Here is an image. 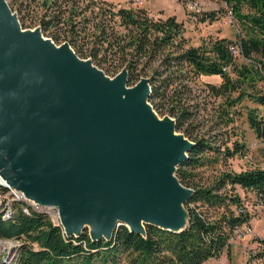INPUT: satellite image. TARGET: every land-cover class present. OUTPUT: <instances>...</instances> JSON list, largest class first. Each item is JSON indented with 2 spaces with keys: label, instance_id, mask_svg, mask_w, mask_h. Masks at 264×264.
<instances>
[{
  "label": "trees",
  "instance_id": "trees-1",
  "mask_svg": "<svg viewBox=\"0 0 264 264\" xmlns=\"http://www.w3.org/2000/svg\"><path fill=\"white\" fill-rule=\"evenodd\" d=\"M37 1L20 0L12 7L23 26L39 25L41 32L55 42L66 40L78 55L89 57L112 76L124 67L129 85L141 76L147 77V100L152 108L173 117L175 130L191 142L175 175L192 192L184 203L188 219L183 228L173 230L145 223V232L141 233L118 224L109 238H92L86 226L77 235L66 234L49 212L14 199L11 216L4 218L0 210V238L20 242L6 261L0 259V264H203L220 257L230 246L235 228L252 217L245 191L253 196L254 205L264 202V163L238 171L226 169L229 159L250 154L243 133L232 125V117L239 111L230 109L235 101L231 98L233 91H237V99L246 96L262 105L249 107L246 119L255 133L264 137V0H223L243 34L235 38L217 36L197 45L188 43L184 24L175 15L153 19L139 4L114 9L115 3L107 0H41L38 4L42 12L38 14L33 6ZM86 9L105 17L117 15L119 24L129 30L112 35L101 18L90 31L89 18L83 13ZM191 12L200 20H212L218 11L200 7ZM231 46L238 47L237 52ZM237 54L243 62L236 61ZM202 74L221 77L219 83H204L210 94L227 99L216 119L225 127L231 124L222 132L205 135L192 129L189 81ZM175 81L180 88L171 90ZM218 164L225 168L212 179L203 180L198 169ZM0 191H5L2 184ZM24 205L29 212L22 209ZM255 256L263 259L264 248Z\"/></svg>",
  "mask_w": 264,
  "mask_h": 264
},
{
  "label": "water",
  "instance_id": "water-1",
  "mask_svg": "<svg viewBox=\"0 0 264 264\" xmlns=\"http://www.w3.org/2000/svg\"><path fill=\"white\" fill-rule=\"evenodd\" d=\"M20 26L0 0V176L43 205L57 207L66 234L88 224L109 238L118 224L178 230L192 189L175 170L191 142L174 118L157 119L149 83L127 85L78 57L64 40Z\"/></svg>",
  "mask_w": 264,
  "mask_h": 264
},
{
  "label": "rangeland",
  "instance_id": "rangeland-1",
  "mask_svg": "<svg viewBox=\"0 0 264 264\" xmlns=\"http://www.w3.org/2000/svg\"><path fill=\"white\" fill-rule=\"evenodd\" d=\"M11 10H14L12 7H16L20 0H5ZM25 1V0H23ZM115 1V5L113 6L114 9H116L119 6H129L130 4H135V0H111ZM41 0L37 1V4L40 3ZM85 1H83L81 4H83ZM13 4V5H12ZM35 5L33 3V6L35 7L38 14L42 12L41 7L38 5ZM140 6L146 7L149 16H151L153 19H163L167 17L168 15H175L177 20H180L184 24V35L188 38V43L191 45H197L202 43L203 41L209 40L210 38H214L217 36H227L230 38H235L237 34H243V30L240 26V24L236 21L233 16L231 17V13L229 12V6L224 2L223 0H200V3H198V6H201L203 10H217L216 17L214 19L210 20H200L199 15L194 14L191 12L193 10L192 5L188 4L187 0H141L139 3ZM97 10V9H94ZM86 16L89 18L88 25L90 31L95 30L94 24L97 23L101 18L105 20V23L108 24V32L112 31L115 33V31H121L125 32L129 29H126L124 25L119 24L120 19L119 17L113 16L111 17H105L102 16V14H96L95 12L92 13L90 10L86 9L84 12ZM79 18V17H78ZM110 18V19H109ZM20 22V21H19ZM27 22V21H26ZM20 26L24 29H34L36 26H23L20 23ZM41 34L44 35L42 32ZM49 37V36H47ZM54 44L59 46L64 40H62L60 43L55 42L51 37H49ZM90 38V36H88ZM72 48V47H71ZM73 50V48H72ZM74 51V50H73ZM74 53L83 59H87L89 57H82L78 55L75 51ZM236 61L243 62V58L241 55H235ZM90 59V58H89ZM91 64L95 68H99L95 63L91 61ZM102 70V69H101ZM103 71V70H102ZM105 75L108 77H112L111 74L105 73ZM233 76H235V73H231ZM205 79L204 76H199L196 78H193L191 81H189L190 85V91L188 92V98L187 101L191 102V108L194 111V115L192 117L191 126L195 133L197 134H210L214 132H222L229 128L231 124H228L227 127H225L222 123L217 124L216 119L218 117V114L221 111L222 105L226 104V97L225 96H214L210 94L208 91L207 86L205 85ZM215 79V78H214ZM217 82V80H215ZM130 86L129 84H127ZM171 90H175L177 88H180V83L178 81H175L172 86H170ZM184 97L185 94H182ZM231 98H234V104L230 106V109L236 108L238 111L237 114L233 115V127L235 130H238L237 132H242L244 137V140L248 143V148L252 152V155L249 154V156H240L236 155L233 158L228 160L226 169H232V170H240L244 169L246 167H249L253 164L263 165L264 163V137L259 136L255 133V131L249 126L248 121L246 119V113L247 109L251 106H259L254 100L244 96L240 99H237V91L232 92ZM148 104L149 101L147 102ZM151 105V104H150ZM152 107V106H151ZM262 108V105L259 106ZM152 113L154 116L162 120L163 118H166L165 115H160L157 113L153 108H151ZM251 128V129H247ZM246 130H249L248 132H245ZM175 134L185 137L182 132L176 131ZM235 137V135H234ZM262 137V138H261ZM213 166H209L206 168L198 169V171H202L203 174V180H210L215 174L219 173V170H222L221 165H217L215 168H212ZM217 169V171H216ZM2 183V182H1ZM4 184V183H3ZM6 186V185H5ZM6 189H9L8 187ZM236 189L239 192H242L238 186H236ZM246 198H248V209L252 213V217L248 223L245 225H242L237 233L233 236V238L230 240V246L228 248H225V250L222 252L220 257L218 258H209L207 259L203 264H253V258L254 253L262 250L264 248V214L260 213L258 210L257 205H254L253 202L254 198H251L253 196H249L248 192L245 191ZM2 196L0 201L2 203L7 202L10 198H15V194L11 193V191L5 192L4 195L0 193ZM33 207H36L37 209H42L51 215L52 219L55 222H60V218L58 216V210L54 208L52 205H43L40 203L35 202L34 200L29 198L27 199ZM185 209V208H184ZM86 227H90L88 224ZM20 242L19 239L16 238H0V259L6 261L10 254L12 253V250L16 245H18ZM261 264L264 263L263 259H255V264Z\"/></svg>",
  "mask_w": 264,
  "mask_h": 264
},
{
  "label": "built area",
  "instance_id": "built-area-1",
  "mask_svg": "<svg viewBox=\"0 0 264 264\" xmlns=\"http://www.w3.org/2000/svg\"><path fill=\"white\" fill-rule=\"evenodd\" d=\"M136 2H134L135 4H139L140 3V1L141 0H135ZM143 1V0H142ZM198 3H200V2H197V1H193V2H191V1H189L188 2V4H190V5H192V8L193 9H199L201 6H198ZM231 49L233 50V51H236L237 52V50H238V47H236V46H231ZM245 156H249V154H247V155H245ZM4 182H2L1 183V181H0V184H2L4 187H5V191L4 192H1L0 191V193H2L3 195H4V193L5 192H10L11 191V193H13V194H15L16 196H15V198H10L7 202H4V203H2L1 201H0V210H1V212H2V216L4 217V218H7V217H9V216H11L12 215V213H13V211H14V208H13V205H12V200H14V199H17V200H23L24 202H26L27 204H29L30 205V203H29V201L27 200L28 198L25 196H23L22 195V191L21 190H19V189H16V188H14V187H12V186H10V185H8V184H6V183H4ZM6 185V186H5ZM9 188V189H6V188ZM2 196L0 195V199H3V198H1ZM30 200V199H29ZM257 205V207H258V210H259V212L260 213H263L264 214V202H261V203H258V204H256ZM30 206H32V205H30ZM33 207V206H32ZM34 208H36V207H34ZM54 208H56V210H57V207H54ZM24 211H26V212H29V207L27 206V205H24L23 206V208H22ZM37 209V208H36ZM247 209H248V206H247ZM246 224V223H245ZM245 224H243V225H245ZM242 226V225H241ZM240 226V227H241ZM240 227H238V228H235V230H234V235L237 233V231H238V229L240 228ZM233 235V236H234ZM256 253V252H255ZM255 253H254V257L253 258H255L256 259V256H255ZM255 259H253L252 261H253V264H255ZM257 264V263H256Z\"/></svg>",
  "mask_w": 264,
  "mask_h": 264
},
{
  "label": "crops",
  "instance_id": "crops-1",
  "mask_svg": "<svg viewBox=\"0 0 264 264\" xmlns=\"http://www.w3.org/2000/svg\"><path fill=\"white\" fill-rule=\"evenodd\" d=\"M109 2H115V1H111V0H107ZM204 76L205 79H203L206 82H213V83H219L221 81V77L218 74H202L201 77ZM215 78V79H214ZM217 80V82L215 81ZM247 127V126H246ZM247 129H251L248 128ZM252 130V129H251ZM249 130H246L245 132H248ZM245 137V136H244ZM244 137L242 138L243 141L246 143V146H248V143L246 142V140H244ZM262 138V137H261ZM250 154L252 155V152L250 151Z\"/></svg>",
  "mask_w": 264,
  "mask_h": 264
},
{
  "label": "bare ground",
  "instance_id": "bare-ground-1",
  "mask_svg": "<svg viewBox=\"0 0 264 264\" xmlns=\"http://www.w3.org/2000/svg\"><path fill=\"white\" fill-rule=\"evenodd\" d=\"M46 38H47L46 36L42 37L43 40H47ZM0 181L4 182V180L1 176H0ZM22 195L25 197V193H22Z\"/></svg>",
  "mask_w": 264,
  "mask_h": 264
}]
</instances>
